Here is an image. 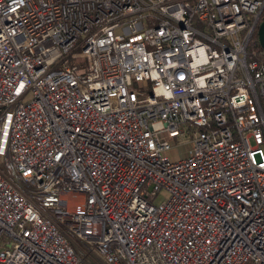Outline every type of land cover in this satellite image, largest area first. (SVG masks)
<instances>
[{
  "label": "built area",
  "instance_id": "2783aa9c",
  "mask_svg": "<svg viewBox=\"0 0 264 264\" xmlns=\"http://www.w3.org/2000/svg\"><path fill=\"white\" fill-rule=\"evenodd\" d=\"M263 20L0 0V264H264Z\"/></svg>",
  "mask_w": 264,
  "mask_h": 264
},
{
  "label": "rangeland",
  "instance_id": "374dc122",
  "mask_svg": "<svg viewBox=\"0 0 264 264\" xmlns=\"http://www.w3.org/2000/svg\"><path fill=\"white\" fill-rule=\"evenodd\" d=\"M190 153V145L187 144H181V145H175L171 149H168L165 151V154L168 155L172 159H178L183 156H186ZM167 195L166 192H161L157 198L156 201H160ZM246 264H253L252 260H249Z\"/></svg>",
  "mask_w": 264,
  "mask_h": 264
},
{
  "label": "water",
  "instance_id": "95a60500",
  "mask_svg": "<svg viewBox=\"0 0 264 264\" xmlns=\"http://www.w3.org/2000/svg\"><path fill=\"white\" fill-rule=\"evenodd\" d=\"M258 36H259V42L264 49V20L259 25Z\"/></svg>",
  "mask_w": 264,
  "mask_h": 264
}]
</instances>
